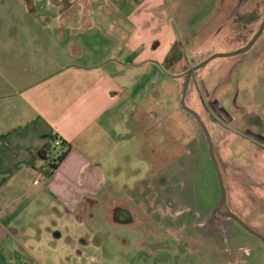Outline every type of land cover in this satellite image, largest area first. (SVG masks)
Returning a JSON list of instances; mask_svg holds the SVG:
<instances>
[{
  "label": "rangeland",
  "instance_id": "1",
  "mask_svg": "<svg viewBox=\"0 0 264 264\" xmlns=\"http://www.w3.org/2000/svg\"><path fill=\"white\" fill-rule=\"evenodd\" d=\"M13 2L0 5V90L6 87L4 75L13 71L8 62L24 63V56L14 60L2 39L35 32L16 24L47 21L42 12L26 13ZM217 2L194 3L191 31L199 24L200 10L209 15L203 39L196 44L199 54L180 46L176 63L183 56L190 64L176 79L160 80L150 118L140 114L137 121L130 113L121 121L124 135L113 140L116 150L103 169L108 185L102 193L110 194L98 195L96 203L75 211L41 202L38 210L47 209L55 217L15 220L13 229L19 231L0 234V264H264V244L258 237L231 219L219 229L208 225L219 202V186L206 138L196 119L180 107L187 69L214 54L245 47L260 31L264 0L240 6L230 0L224 15L216 17ZM212 99L230 120L223 117L222 124L215 119L217 114L206 107ZM185 102L211 136L227 207L264 236V146L245 135L264 136V26L244 53L214 57L197 69ZM116 207L120 224L113 220Z\"/></svg>",
  "mask_w": 264,
  "mask_h": 264
},
{
  "label": "crops",
  "instance_id": "2",
  "mask_svg": "<svg viewBox=\"0 0 264 264\" xmlns=\"http://www.w3.org/2000/svg\"><path fill=\"white\" fill-rule=\"evenodd\" d=\"M196 1L14 0L47 21L16 24L35 32L2 39L24 63L8 62L0 90V234L19 231L13 223L24 216L53 220L41 202L75 211L110 194L103 169L124 135L121 121L150 118L160 80L189 63H176L182 44L199 54L209 15L200 10L191 31ZM229 2L218 0L216 17ZM52 136L70 148L48 174L43 160H30Z\"/></svg>",
  "mask_w": 264,
  "mask_h": 264
},
{
  "label": "water",
  "instance_id": "3",
  "mask_svg": "<svg viewBox=\"0 0 264 264\" xmlns=\"http://www.w3.org/2000/svg\"><path fill=\"white\" fill-rule=\"evenodd\" d=\"M246 0H237V6L242 5ZM263 19L261 22V26H260V31L259 33H257V35H254L252 40L250 42H248V44L241 48V49H237L231 53H227V54H221V53H217L212 55L211 57H209L207 60H204L196 65L191 66L189 69L186 70V73H184V81H183V85H182V89H181V93H180V107L182 108V110L186 111L188 114L192 115L196 121L197 124L199 125V127L201 128V130L203 131V134L205 136V140L207 143V148H208V153H209V158L213 163V167L215 170V174H216V178H217V183L219 186V191H220V198H219V203L217 205L218 209H221L223 205H225L226 202V194H225V187L223 185V181H222V177H221V172L219 170L218 167V163L217 160L215 158V154H214V149H213V144L211 142V136L208 132V130L206 129L205 125L203 124V120L201 119V117L198 115V113H196L194 110L190 109L187 107V104L185 102V95H186V90L189 88V83H190V79L193 73H195V71L199 68H201L202 66L206 65L212 58L217 57V56H221V57H225V56H230V55H235V54H242L244 53L249 47L250 45L255 42L259 35L261 34V30L264 26V10H263ZM262 139V142H264V136H260ZM226 216L232 218L236 224H238L240 227H242L244 230H246L247 232H249V234L254 235L256 237H258L264 244V236L255 232L254 230H252L251 228H249V226L247 224H245V222L240 219L237 215L233 214V212H226Z\"/></svg>",
  "mask_w": 264,
  "mask_h": 264
},
{
  "label": "flooded vegetation",
  "instance_id": "4",
  "mask_svg": "<svg viewBox=\"0 0 264 264\" xmlns=\"http://www.w3.org/2000/svg\"><path fill=\"white\" fill-rule=\"evenodd\" d=\"M247 2V0L245 1V3ZM244 4V3H243ZM257 3L256 2H254V3H252L251 5H250V7H253V6H255ZM263 10H264V7H263ZM263 10H262V12H263ZM262 17H263V13H262ZM242 20V19H241ZM245 22H246V20L247 19H243ZM262 22V21H261ZM208 106H206V107H209L210 108V110H212L214 113H216L217 114V116H215V119H218L220 122H222V124L224 123L223 122V120H221V119H231V116L230 115H228L227 113H225L223 110H222V108L220 107V105L218 106V102H217V100H215V99H212V100H210V101H208V104H207ZM224 117V118H223ZM203 132V131H202ZM248 133V134H247ZM247 133L245 132V135L246 136H248V137H250V139H252L253 140V142L254 143H256L257 145H262V146H264V142H262V139H261V135H258V134H254V133H252V132H250V131H247ZM207 150H208V148H207ZM215 154V153H214ZM215 156H216V154H215ZM208 158H209V156H208ZM210 159V158H209ZM212 162V161H211ZM212 165H213V163H212ZM219 203V202H218ZM218 205V204H217ZM217 205L215 206V207H213L212 209H211V212H210V224H208L210 227H212V225L213 226H215L217 229H219L221 226H222V224L223 223H225V221H228L229 219H231V220H233L232 218H230V217H228V216H226V212H228V211H230V212H232L231 210H229V208L227 207V205H226V202H225V205H223L222 206V208L221 209H218L217 208ZM120 211V209H118V207H116L115 208V211L113 212V215H115V218H113V220L116 222V223H118L119 221L116 219V217H117V214H118V212ZM120 213V212H119ZM128 217V216H127ZM116 219V220H115ZM128 220L130 219V217H128L127 218ZM126 219V221H128ZM122 221V220H121ZM124 221V220H123ZM125 221V222H126ZM234 221V220H233ZM120 223H122V222H119L118 224H120ZM234 223H235V221H234ZM238 225V224H237Z\"/></svg>",
  "mask_w": 264,
  "mask_h": 264
},
{
  "label": "trees",
  "instance_id": "5",
  "mask_svg": "<svg viewBox=\"0 0 264 264\" xmlns=\"http://www.w3.org/2000/svg\"><path fill=\"white\" fill-rule=\"evenodd\" d=\"M69 148V145L64 140L52 136L51 139L43 146V149L39 152H36L31 157L30 161H32L34 158L43 160L45 162V167H43L44 170L48 174H51L56 169V167L59 166L67 151H69ZM52 153H54L56 156L55 158L53 155L50 157ZM48 167L51 168V172L48 171Z\"/></svg>",
  "mask_w": 264,
  "mask_h": 264
},
{
  "label": "built area",
  "instance_id": "6",
  "mask_svg": "<svg viewBox=\"0 0 264 264\" xmlns=\"http://www.w3.org/2000/svg\"><path fill=\"white\" fill-rule=\"evenodd\" d=\"M52 155L54 156V158L56 157V156L54 155V153H52V154L50 155V157H52ZM48 171L51 172V171H52L51 168L48 167Z\"/></svg>",
  "mask_w": 264,
  "mask_h": 264
}]
</instances>
